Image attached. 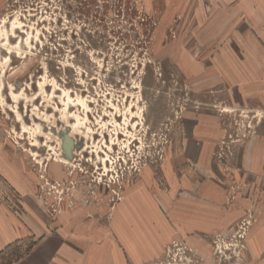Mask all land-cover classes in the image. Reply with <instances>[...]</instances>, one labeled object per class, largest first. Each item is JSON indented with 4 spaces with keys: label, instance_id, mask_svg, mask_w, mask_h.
Listing matches in <instances>:
<instances>
[{
    "label": "rangeland",
    "instance_id": "rangeland-1",
    "mask_svg": "<svg viewBox=\"0 0 264 264\" xmlns=\"http://www.w3.org/2000/svg\"><path fill=\"white\" fill-rule=\"evenodd\" d=\"M263 201L264 0H0V264H255Z\"/></svg>",
    "mask_w": 264,
    "mask_h": 264
},
{
    "label": "crops",
    "instance_id": "crops-1",
    "mask_svg": "<svg viewBox=\"0 0 264 264\" xmlns=\"http://www.w3.org/2000/svg\"><path fill=\"white\" fill-rule=\"evenodd\" d=\"M190 187L200 188L199 196L189 197L184 205L185 231L195 234H211L223 229L224 219L231 222L237 218L240 207L233 205L231 211H227L224 216V198L220 195H213L215 188L208 182ZM262 215L259 223L253 228L252 237L249 241L250 254L255 264H264V201L262 203ZM233 221V222H234ZM228 227L225 225V228ZM224 228V229H225Z\"/></svg>",
    "mask_w": 264,
    "mask_h": 264
}]
</instances>
